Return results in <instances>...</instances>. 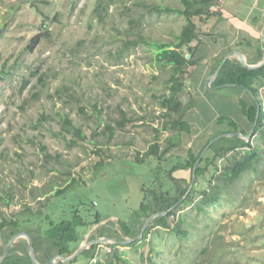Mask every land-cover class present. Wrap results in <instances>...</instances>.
<instances>
[{
  "label": "rangeland",
  "instance_id": "1",
  "mask_svg": "<svg viewBox=\"0 0 264 264\" xmlns=\"http://www.w3.org/2000/svg\"><path fill=\"white\" fill-rule=\"evenodd\" d=\"M143 1L147 8L119 0L101 22L93 13L95 0H0V193L5 184H11L16 201L37 206L31 201L34 193L56 191L74 178L76 183L51 198L49 212L69 217L75 206L85 214L82 206L86 205L102 215L101 232L118 234L121 221L134 233L143 197L151 198L161 190L174 193L171 179L180 172L171 170L183 162L188 148L201 149L206 142L201 140L226 127L227 120L236 121L240 132L246 131L234 119L238 113L231 104L207 92L199 94V87L193 95L194 69L186 81L194 105L184 119L197 122L199 135L183 133L180 145L161 163L146 157L153 128H161L169 119L158 105L160 96L169 93L165 85L169 67L161 68L154 61V49L145 44L123 50L122 46L139 30L147 40L171 41L186 20L177 13L152 9L181 7L178 0ZM130 19L138 23L132 33L127 32ZM38 33L40 42L27 51L29 40ZM31 72L35 76L20 93L23 79ZM40 74L44 86L37 83ZM35 91L37 98L32 97ZM260 95L264 100V88ZM182 97L189 101V95ZM96 105L101 110L98 114ZM119 108L132 121L117 123ZM191 111L200 115L199 120ZM66 114L82 128L85 140L76 138L78 142L71 143L74 135L62 129ZM220 117L227 119L221 125ZM106 125L114 127L111 138L104 130ZM173 133L162 130L160 144L164 146L165 138ZM254 144L261 147L264 157V139L255 136ZM137 151L145 156L143 162L134 159ZM99 161L102 164L96 167ZM259 166L264 170V158ZM244 195L246 201H242ZM206 210L203 214L190 205L179 211L184 212L186 238L155 227L149 233V244L136 249L118 246L134 264H190L205 247L208 251L200 259L207 264H264L263 171L246 174ZM91 230L92 226L77 227L82 238ZM101 250L108 252L106 246ZM77 261L92 262L84 255Z\"/></svg>",
  "mask_w": 264,
  "mask_h": 264
},
{
  "label": "trees",
  "instance_id": "2",
  "mask_svg": "<svg viewBox=\"0 0 264 264\" xmlns=\"http://www.w3.org/2000/svg\"><path fill=\"white\" fill-rule=\"evenodd\" d=\"M119 0H95L93 13L99 21L103 22L108 13L109 7L115 5ZM130 1L133 6H142L147 8L146 2L143 0H126ZM181 7H163L153 6L156 13H177L185 18V23L178 34H174L173 40L153 41L147 40L141 33V30L135 33V38L124 41L122 50L135 46L138 43L145 44L154 49V61L160 64L161 68L169 67V75L165 81L168 94H162L158 100V105L162 109V115L169 117L163 122L161 128H153L155 134L152 142L149 144L146 157L153 156L160 163L168 159L166 155L174 148L178 147L181 142V135L183 133L191 135V126L189 122L184 120L186 112L194 105V96L187 88L186 81L193 75L194 69L198 66L200 57L196 56V52L202 43L200 39L201 34H209L202 32L203 25L213 15H216L217 8L215 7L219 0H178ZM45 18L50 19L45 15ZM129 28L127 32L132 33L138 23L134 19L129 20ZM46 27V23H42ZM41 26V28H42ZM140 29V28H138ZM44 36H47L45 31ZM41 34L33 36L25 49L32 51L40 42ZM214 36L212 35V38ZM259 45L257 50V60L259 62L264 56L263 43L259 38ZM249 44V43H248ZM250 45V44H249ZM190 54L187 58L186 55ZM220 61L216 66H219ZM35 76L31 72L29 77L24 78L19 88L21 93L25 87L30 84L31 77ZM37 83L45 85L43 75L36 76ZM223 84H236L239 86H228L216 89L221 93L229 94L234 97L241 108L242 117L248 125L243 134H248L256 118V125L254 127L253 135L249 140H245L236 136L222 137L212 143L200 158L195 170V179L193 186L188 194L187 190L190 186L192 178V170L195 162L200 156L206 144L215 136L227 132L238 131V125L233 120H227L224 117L218 118V123L227 120V126L217 129L208 141L199 150L188 148L186 155L183 156V162L174 165L172 171H179L178 178L172 177L173 194L170 191H155L151 198L145 196L140 204L139 223L136 232L132 233L125 223L119 221L117 226V237L122 239L124 237H135L148 215L152 212L167 211L165 215L156 216L145 230L140 240L133 241L127 245H120L121 247H132L142 244H149V233L151 229L157 227L158 229L167 230L179 238L188 237V230L184 227L185 218L183 208L192 205V207L203 214H206L208 205H214L218 202L223 194H228L232 191L234 186L241 181V179L250 172L258 173L263 171L259 163L263 159L261 147L254 144V137L264 139V100L260 95V89L264 88V66L258 69H247L243 67L236 59H230L228 67L225 71L219 73L212 81V86H219ZM59 89H57L58 93ZM250 91L256 100L248 93ZM182 95H189V101L185 102ZM33 98L38 97V92L32 93ZM258 105V110H257ZM95 113L98 114L101 110L94 106ZM84 113V110L80 108ZM121 118L116 120L117 123H124L132 121L126 115V112L119 108ZM41 117L44 118L43 115ZM62 129L66 132H71L75 138L71 140L72 144H76L79 140H85L86 135L82 128L75 126L72 119L66 114L62 119ZM105 131L109 133L108 138H111L114 133V127L106 125ZM162 130H172L173 134L168 135L165 140L166 144H160V132ZM42 150L46 147L41 145ZM135 160L143 162L146 158L140 155L137 151ZM46 157H51L46 153ZM102 161L96 164L99 167ZM260 178V177H259ZM73 178L71 182L57 189L50 196L36 201L37 206L33 207L27 203H22L18 210H14L15 192L11 188V184H5L0 195V202L2 207H5L10 213H6L3 209L0 218V232L4 235V241L7 243L9 239L19 231L30 230L34 233V250L36 258L40 264H44L51 260L56 254L64 256L71 255L80 241L83 239L78 233L77 227H95L92 233L93 237L104 236L108 233L101 232L99 225L103 221L102 215L99 212H91L86 205H83L85 214H81L78 207H74L70 216L55 212H49L47 208L51 205V198L63 193L67 188L76 183ZM247 195L242 197V201H246ZM256 203V201H255ZM81 204V203H80ZM79 204V205H80ZM93 206V203L91 204ZM78 206V205H77ZM107 251L97 249V244L91 245L84 250L81 255L84 258L91 259L90 264H134L129 260L125 254L126 251L121 250L116 244L106 245ZM3 251V246L0 245V255ZM208 248H203L201 254L197 256L190 264H207L203 262L202 254H205ZM77 258L60 264H74ZM1 264H34L28 254L27 242L24 238L18 239L13 245L10 252L1 262Z\"/></svg>",
  "mask_w": 264,
  "mask_h": 264
},
{
  "label": "crops",
  "instance_id": "3",
  "mask_svg": "<svg viewBox=\"0 0 264 264\" xmlns=\"http://www.w3.org/2000/svg\"><path fill=\"white\" fill-rule=\"evenodd\" d=\"M215 7L217 8L218 13L216 15H213L210 19H208V21L202 26L203 27L202 32L209 33V34L208 35L201 34L199 36L200 39L202 40V43L196 52V56L200 57V61H199L198 66L195 68L196 70L195 75L191 79L193 95L195 93L194 88L199 87L202 89L201 91L198 92L199 94L204 95L207 92V93H210L212 98L219 99L224 104L226 103L231 104L230 106L236 110V113H238L236 115H234L235 113L233 114L234 117L236 116L234 119L235 120L238 119L239 124L243 125L245 129L247 130L248 125L246 121L244 120V118L242 117L241 108L238 105L237 100L229 94L221 93L216 90L206 89L203 85L202 80H203L204 74L207 71L211 69H215L220 66L223 56L228 49H235L238 52H240L244 56V58L247 60L248 63L250 64L256 63L257 50H258V45H259L258 40L259 38L261 39V30L264 26V0H219V2L216 4ZM212 35L214 36L213 38H212ZM263 50H264V45H263ZM218 61H220V64L219 66H216ZM211 86H212V81H211ZM195 96L197 97V94ZM192 114L194 115L195 120H196V117L199 120L200 115L199 116L196 115L195 112H193ZM184 120L189 122L191 126V134L192 135L196 134V136H198L201 128L200 127L195 128V123L197 122H195L194 124H191V121H188L187 119H184ZM216 131L217 130H215V132ZM210 135L212 136V133H209L207 138L201 141L204 142L206 140L207 142L208 139L211 137ZM196 140H197V137H196ZM206 142H204V144ZM190 148H193V147H190ZM54 192L55 191L50 190V191H41L40 193H34L32 195L31 201L35 202L37 200L44 199L46 196H50ZM0 195H2V193H0ZM15 199H16V194H15ZM22 203L23 202L18 201V199L17 201L15 200L14 208L19 209ZM26 203L35 207L32 202H26ZM2 208L6 210L5 207H2V203H1L0 218H1V211L3 210ZM94 230H95V227H92V230L83 237L79 245L86 239L92 238L93 237L92 233ZM106 235L113 236V237L117 236V234H110V233ZM24 239L26 240V238ZM6 244L7 243H5L4 241V235L3 233L0 232V245L3 246L4 248ZM79 245L77 246L75 250L78 249ZM106 245L99 244L97 245V249H100V248L102 249V247L105 248ZM74 264H78V261H76Z\"/></svg>",
  "mask_w": 264,
  "mask_h": 264
},
{
  "label": "water",
  "instance_id": "4",
  "mask_svg": "<svg viewBox=\"0 0 264 264\" xmlns=\"http://www.w3.org/2000/svg\"><path fill=\"white\" fill-rule=\"evenodd\" d=\"M261 40L262 43L264 45V26L261 30ZM187 58L190 57V54L188 53L186 55ZM231 58H235L243 67L247 68V69H258L261 68L262 66H264V57L262 58V60H260L257 63L254 64H250L247 62V60L244 58V56L238 52L235 49H228L226 51V53L223 56L222 62L220 64L219 67L215 68V69H211L209 71H207L204 76H203V85L206 89L208 90H216L222 87H228V86H239L236 84H223V85H219V86H211V81L214 80V78L221 72L225 71L228 67V63L230 61ZM184 90H186V87H183ZM248 93L252 96V93L250 91H248ZM253 100H256L254 98V96H252ZM258 105H257V110H258ZM257 118V117H256ZM256 118L255 121L250 129V132L248 134H243L240 131H233V132H227V133H223V134H219L217 136H215L213 139H211L206 146L204 147L203 151L201 152L200 156L198 157L197 161L194 164L193 170H192V178H191V182H190V186L187 190V193H189V191L191 190L193 183H194V179H195V170H196V166L198 164V162L200 161V158L203 156L204 152L206 151V149L215 141H217L218 139L222 138V137H227V136H236L245 140H249L251 138V136L253 135L254 132V127L256 125ZM167 213V211H161V212H152L148 215V217L146 218V220L144 221L139 233L135 236V237H127V238H116L113 236H108V235H104V236H96V237H92L89 239H86L85 241H83L77 250H75L71 255L69 256H64L61 254H56L55 256H53V258L51 260H49L48 262L44 263V264H60V263H64V262H69L75 258H77L78 256H80L82 254V252L84 250H86L87 248H89L91 245L93 244H107V245H127L133 241L136 240H140L145 232V230L147 229V227L150 225L151 221L156 217V216H161V215H165ZM20 238H26L27 240V248H28V254L30 256V259L32 260V262L34 264H40L37 259H36V254H35V250H34V241H35V236L33 234L32 231L30 230H22L17 232L16 234H14L9 241L7 242V244L5 245V247L3 248V251L0 255V264L1 262L4 260V258L7 256V254L10 252V250L12 249L13 245L15 244V242L20 239Z\"/></svg>",
  "mask_w": 264,
  "mask_h": 264
}]
</instances>
